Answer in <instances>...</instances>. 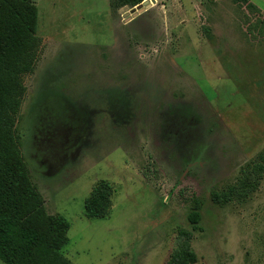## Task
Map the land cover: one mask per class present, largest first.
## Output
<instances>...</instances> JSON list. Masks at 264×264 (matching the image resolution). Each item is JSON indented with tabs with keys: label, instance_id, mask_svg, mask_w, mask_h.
<instances>
[{
	"label": "rangeland",
	"instance_id": "374dc122",
	"mask_svg": "<svg viewBox=\"0 0 264 264\" xmlns=\"http://www.w3.org/2000/svg\"><path fill=\"white\" fill-rule=\"evenodd\" d=\"M132 1L33 0L15 132L44 209L69 222L62 255L167 264L199 197L193 264H264V173L246 202L209 197L264 149V0ZM99 180L109 212L87 218Z\"/></svg>",
	"mask_w": 264,
	"mask_h": 264
},
{
	"label": "trees",
	"instance_id": "16d2710c",
	"mask_svg": "<svg viewBox=\"0 0 264 264\" xmlns=\"http://www.w3.org/2000/svg\"><path fill=\"white\" fill-rule=\"evenodd\" d=\"M142 0H133L137 5ZM251 5V4H249ZM37 8L33 0H0V260L6 264H68L62 255L67 244L68 220L49 214L32 183L15 132L26 86L39 46ZM264 173V149L249 161L232 182L210 190L216 205L250 199ZM112 188L106 180L95 183L84 199V215L108 214ZM203 200L194 197L187 212L191 229L179 227L167 264H193L192 231L198 229Z\"/></svg>",
	"mask_w": 264,
	"mask_h": 264
},
{
	"label": "water",
	"instance_id": "95a60500",
	"mask_svg": "<svg viewBox=\"0 0 264 264\" xmlns=\"http://www.w3.org/2000/svg\"><path fill=\"white\" fill-rule=\"evenodd\" d=\"M151 1H153V0H151ZM147 4H149V0H142L141 3L137 4V6H136L137 8L136 9H139V8H141V6L147 5ZM136 9L133 8L132 12L134 13Z\"/></svg>",
	"mask_w": 264,
	"mask_h": 264
},
{
	"label": "crops",
	"instance_id": "0c3cea01",
	"mask_svg": "<svg viewBox=\"0 0 264 264\" xmlns=\"http://www.w3.org/2000/svg\"><path fill=\"white\" fill-rule=\"evenodd\" d=\"M151 1V0H150ZM154 1V0H153Z\"/></svg>",
	"mask_w": 264,
	"mask_h": 264
}]
</instances>
